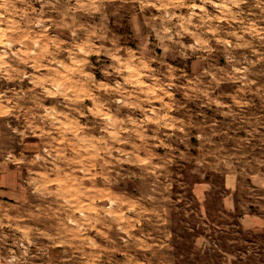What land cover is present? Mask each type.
<instances>
[{
    "label": "rangeland",
    "instance_id": "rangeland-1",
    "mask_svg": "<svg viewBox=\"0 0 264 264\" xmlns=\"http://www.w3.org/2000/svg\"><path fill=\"white\" fill-rule=\"evenodd\" d=\"M0 264H264V0H0Z\"/></svg>",
    "mask_w": 264,
    "mask_h": 264
}]
</instances>
